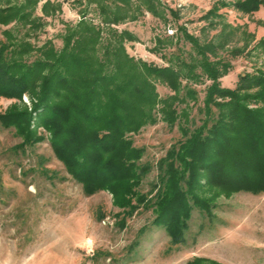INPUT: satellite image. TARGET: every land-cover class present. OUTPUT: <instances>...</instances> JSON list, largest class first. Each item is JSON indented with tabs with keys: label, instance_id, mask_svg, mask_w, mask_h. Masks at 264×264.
Listing matches in <instances>:
<instances>
[{
	"label": "trees",
	"instance_id": "obj_1",
	"mask_svg": "<svg viewBox=\"0 0 264 264\" xmlns=\"http://www.w3.org/2000/svg\"><path fill=\"white\" fill-rule=\"evenodd\" d=\"M39 2L0 0V24L16 21L14 27L38 29ZM50 3L43 7L47 15L57 10ZM94 3L98 23L87 18ZM262 5L264 0H222L204 18L225 19L224 7L253 14ZM166 9L162 0H86L60 49L51 41L37 47L12 28L3 29L0 95L28 94L33 104L0 111V125L17 130L24 139L21 148L47 139L86 195L109 191L121 208V227L135 211L152 210V224L165 228L176 244L185 241L195 208L212 214L221 195L264 192V69L240 73L235 87L222 84L232 59L246 49L230 48L224 28L204 41L183 24L175 35H158L153 49L166 60L163 65L132 56L125 44L136 36L113 25L137 19L144 10L169 22ZM169 11L179 19V10ZM254 48L264 50V37ZM160 83L171 92L162 96ZM35 113L47 134L31 127ZM159 122L178 126L183 138L159 159L156 181L145 191L154 166L143 161L146 149L136 146L132 135ZM185 264L223 263L196 257Z\"/></svg>",
	"mask_w": 264,
	"mask_h": 264
},
{
	"label": "rangeland",
	"instance_id": "obj_2",
	"mask_svg": "<svg viewBox=\"0 0 264 264\" xmlns=\"http://www.w3.org/2000/svg\"><path fill=\"white\" fill-rule=\"evenodd\" d=\"M80 1L40 0L34 15L42 17L41 27H14L16 21L0 24V37H4L3 29L12 28L37 47L51 41L60 49L65 32L86 9V0ZM162 1L168 8L169 22L144 10L137 19L113 25L136 36L125 44L132 56L163 65L166 60L153 49L158 35H175L183 24L204 41L224 28L230 48L246 49L232 59L233 68L221 78L222 84L235 87L240 73L264 69V50L254 48L264 37V5L253 14L224 7L220 12L226 13L225 19H205L222 0ZM46 2L57 10L47 15L43 11ZM95 8V3L89 6L87 18L98 23L101 17ZM169 8L180 11L178 20L172 19ZM224 24H228L226 28ZM199 88H205V84ZM158 90L162 96L171 92L161 83ZM32 101L28 94L21 99L0 95V111L15 104L31 109ZM192 112L198 120L197 108ZM31 127L38 134H47L36 113ZM132 138L136 146L146 149L143 161L154 166L143 183L148 191L157 178V162L183 135L178 126L170 128L159 122L145 126ZM23 141L16 129L0 125V264H185L196 257L223 264H264V192L221 195L213 204L212 214L195 208L185 241L174 244L165 228L152 224V210L135 211L121 227L118 220L122 216L117 215L121 208L114 205L109 191L86 195L47 139L21 148Z\"/></svg>",
	"mask_w": 264,
	"mask_h": 264
},
{
	"label": "built area",
	"instance_id": "obj_3",
	"mask_svg": "<svg viewBox=\"0 0 264 264\" xmlns=\"http://www.w3.org/2000/svg\"><path fill=\"white\" fill-rule=\"evenodd\" d=\"M169 32H170V33H173V30H172V29H169Z\"/></svg>",
	"mask_w": 264,
	"mask_h": 264
}]
</instances>
